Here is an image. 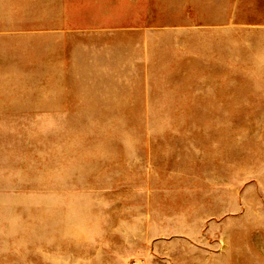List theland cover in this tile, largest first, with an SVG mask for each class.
Here are the masks:
<instances>
[{
    "label": "rangeland",
    "instance_id": "374dc122",
    "mask_svg": "<svg viewBox=\"0 0 264 264\" xmlns=\"http://www.w3.org/2000/svg\"><path fill=\"white\" fill-rule=\"evenodd\" d=\"M0 264H264V0H0Z\"/></svg>",
    "mask_w": 264,
    "mask_h": 264
}]
</instances>
